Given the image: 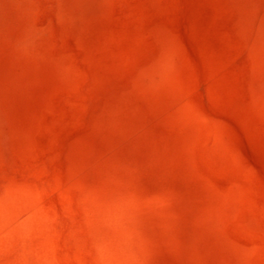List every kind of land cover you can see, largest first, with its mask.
<instances>
[{
  "label": "rangeland",
  "instance_id": "1",
  "mask_svg": "<svg viewBox=\"0 0 264 264\" xmlns=\"http://www.w3.org/2000/svg\"><path fill=\"white\" fill-rule=\"evenodd\" d=\"M0 264H264V0H0Z\"/></svg>",
  "mask_w": 264,
  "mask_h": 264
}]
</instances>
